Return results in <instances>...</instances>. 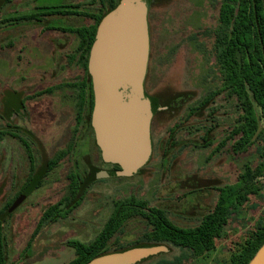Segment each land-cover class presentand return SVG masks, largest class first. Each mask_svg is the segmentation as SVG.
Masks as SVG:
<instances>
[{"label":"rangeland","instance_id":"obj_1","mask_svg":"<svg viewBox=\"0 0 264 264\" xmlns=\"http://www.w3.org/2000/svg\"><path fill=\"white\" fill-rule=\"evenodd\" d=\"M124 1L115 0L112 10L110 0H0L3 264H68L76 256L70 242L95 241L116 203L132 197L163 209L177 226L194 229L215 209L223 188L236 186L241 175L262 164L264 118L257 140L239 146L242 135L236 130L243 111L224 84L216 57L222 0H149L144 87L157 103L152 155L134 175L89 180L93 170H119L103 159L97 143L95 105L87 96L92 76L89 61L86 70L80 60L79 30L92 26L97 15L103 22ZM60 156L50 169L49 163ZM37 175L40 182L23 199L27 182ZM74 178L80 187L75 197ZM256 184L259 191L249 194L242 206L231 207L215 251L206 256L171 244L125 250H158L137 264L162 259L231 264L232 254L264 222V176ZM147 230L144 219L131 218L111 239L110 253Z\"/></svg>","mask_w":264,"mask_h":264},{"label":"trees","instance_id":"obj_2","mask_svg":"<svg viewBox=\"0 0 264 264\" xmlns=\"http://www.w3.org/2000/svg\"><path fill=\"white\" fill-rule=\"evenodd\" d=\"M104 1V0H101ZM111 1L112 10L116 8L115 0ZM31 18V17H27ZM103 17L97 15L95 23L90 27L79 30L81 42V63L87 70L88 59L95 43L99 25ZM216 57L220 64L224 84L235 94L240 102L243 114L241 127L236 134H241L239 146L243 141L254 138L259 128V121L264 118V0H222L220 8V26L216 33ZM90 105L94 103L92 83L88 87ZM85 96V95H84ZM83 97V96H82ZM86 97V96H85ZM82 103V102H81ZM257 140V138L255 137ZM51 161L50 169L58 160ZM263 161L257 170L249 169L248 173L240 176L236 186H226L221 190L215 209L207 214L202 223L194 229L177 226L163 209L150 207L146 202L135 197L116 203L115 210L100 235L90 244L70 242L75 249V258L68 264H88L95 258L112 252L109 247L111 239L123 229V225L133 217H141L147 223V232L138 240L119 246L116 250L140 244H171L180 249H188L197 257H204L215 251L216 242L221 230L228 222L232 206H242L249 194L259 191L256 180L263 177ZM114 169L121 170L118 165ZM103 172L93 170L89 180L102 178ZM29 187L28 194L40 182ZM257 187V188H256ZM72 196L80 190L78 181L74 178L71 184ZM62 203L53 206L45 216H51ZM238 252L231 256V264H249L257 251L264 244V222L243 241ZM176 261L162 259L158 264H176ZM4 263L2 244V226L0 223V264Z\"/></svg>","mask_w":264,"mask_h":264},{"label":"water","instance_id":"obj_3","mask_svg":"<svg viewBox=\"0 0 264 264\" xmlns=\"http://www.w3.org/2000/svg\"><path fill=\"white\" fill-rule=\"evenodd\" d=\"M149 0H125L100 25L89 57L95 107L92 123L103 159L116 173L136 174L152 155L151 122L157 103L145 92L150 39ZM157 249L136 247L88 264H137ZM249 264H264V244Z\"/></svg>","mask_w":264,"mask_h":264},{"label":"flooded vegetation","instance_id":"obj_4","mask_svg":"<svg viewBox=\"0 0 264 264\" xmlns=\"http://www.w3.org/2000/svg\"><path fill=\"white\" fill-rule=\"evenodd\" d=\"M39 177H40V175H37V176H35L31 181H30V179H29V181L27 182L26 188L24 189L23 194H22L23 199H24V197L26 198V196H27V194H28L27 192L29 191V190H28L29 187H30L32 184L36 183L37 180L39 179Z\"/></svg>","mask_w":264,"mask_h":264}]
</instances>
